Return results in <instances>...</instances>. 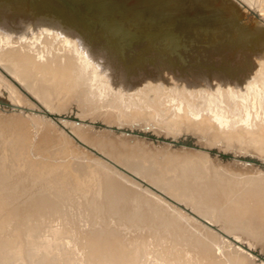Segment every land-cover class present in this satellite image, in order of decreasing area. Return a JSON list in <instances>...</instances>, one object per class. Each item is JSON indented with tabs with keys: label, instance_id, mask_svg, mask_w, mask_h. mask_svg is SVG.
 Segmentation results:
<instances>
[{
	"label": "bare ground",
	"instance_id": "1",
	"mask_svg": "<svg viewBox=\"0 0 264 264\" xmlns=\"http://www.w3.org/2000/svg\"><path fill=\"white\" fill-rule=\"evenodd\" d=\"M1 106L0 264H264V0H0Z\"/></svg>",
	"mask_w": 264,
	"mask_h": 264
},
{
	"label": "rangeland",
	"instance_id": "2",
	"mask_svg": "<svg viewBox=\"0 0 264 264\" xmlns=\"http://www.w3.org/2000/svg\"><path fill=\"white\" fill-rule=\"evenodd\" d=\"M259 14H261L260 11H259ZM10 101H12V100H10ZM10 101H7V103L10 102ZM13 102H16V101H12V102H10L9 104L13 105ZM18 103H20L21 105L19 104V105H20V106H19ZM22 105H24L26 109H25ZM26 105H27V104H23V103H21V102H17V106H16V104L14 103V107H15V108L12 107L13 109L11 108L12 110L10 109V112H12V113H14V114L17 113V115H19V116L21 115V117L23 116L24 118H29L31 115H35V117L31 116L30 118H32V117H33L34 119H41V118H42V116L37 112V110L35 109L34 106L32 107V105H30L31 108H29L30 106H27V107H26ZM16 107H17V108H16ZM20 107H21V108H20ZM1 108H2V106L0 107V114L2 113ZM18 109H19V110H18ZM103 109H105V108H101V110H103ZM17 110H18V111H17ZM29 110H30V111H29ZM34 110H35V111H34ZM24 111H25V113H24ZM33 111H34V112H33ZM18 112H19V113H18ZM30 112H31V113H34V114H31ZM36 112H37V113H36ZM23 113L26 114L25 116H27V117H25ZM27 113H28L29 115H27ZM38 114H39V115H38ZM28 116H29V117H28ZM39 116H40V117H39ZM33 118H32V119H33ZM75 119H77V118H75ZM84 120H85V119H84ZM75 122H76V123H74L75 126H76L77 124H78L79 126H81V127H87V126H89V125H87V124H86V125H87V126H86L84 123L79 122V121H75ZM81 123H82V124H81ZM40 125H41V124H40ZM40 125H39V126H40ZM70 125H71V124H70ZM72 125H73V124H72ZM72 125H71V126H72ZM78 125H77V126H78ZM37 126H38V125H37ZM37 126H36V127H37ZM39 126H38V127H39ZM87 128H88V127H87ZM91 128H92V127H91ZM147 128H148V126H147ZM150 128H151V129H149V131H153V130H154L153 132L156 131V133H157L158 130H159L157 127H155V126H153V125H152V127L150 126ZM152 128H153V129H152ZM30 129H31L32 131H34V130H33V129H34L33 126H31ZM93 129H96V128H93ZM100 129H102V128H100ZM56 130H58V129H56ZM58 131H59V130H58ZM113 132H114V131H113ZM117 133H118V134H117ZM114 134H117V135L120 134V135H121L120 131H115ZM124 135L128 136V134H125L124 132H122V136H124ZM129 138H130V140L133 139L132 136L129 137ZM138 139H140L141 141H143L145 144H147V143L149 142L147 145L152 146V147H154V145H155V146H158V145H159L158 142H156V141L153 142V140H151V139H148V140H147V138H144V137H143V138H142V137H141V138L139 137ZM150 142H151V143H150ZM152 143H154V144H152ZM156 143H157V144H156ZM198 143H199L200 145L202 144V142H199V141H198ZM151 144H152V145H151ZM161 146H162V145H161ZM235 165H236V164H235ZM236 166H238V165H236ZM248 167H251V166H248ZM138 179H139L140 181L143 180L142 182H145L144 179H141L140 177H139ZM151 186H152V185H151ZM152 187H154V186H152ZM154 188H155V187H154ZM156 190H158V189L156 188ZM160 192H161V191H160Z\"/></svg>",
	"mask_w": 264,
	"mask_h": 264
},
{
	"label": "water",
	"instance_id": "3",
	"mask_svg": "<svg viewBox=\"0 0 264 264\" xmlns=\"http://www.w3.org/2000/svg\"><path fill=\"white\" fill-rule=\"evenodd\" d=\"M45 113V115L46 116H52L51 115V113H48V112H44ZM72 120H74V121H77V119H72ZM82 123H85V124H87V125H89L90 127H92L93 126V124L90 122V121H87V120H82L81 121ZM101 128L102 129H104V130H106V131H109V132H111V133H113L114 134V132L113 131H119V130H117L115 127H113V126H110V125H102L101 126ZM64 130H66L65 128H64ZM121 132V131H120ZM123 132V131H122ZM69 133V132H68ZM129 133V132H128ZM70 134V133H69ZM132 134L133 135H136V136H143L142 134H139V133H136V132H132ZM71 135V134H70ZM115 135H117V134H115ZM72 136V135H71ZM119 136V135H118ZM145 138V137H144ZM147 139L148 138H151V140L152 139H154L155 141H164V139H162V138H160V137H157V138H155V137H152V136H149V137H146ZM74 140H76V139H74ZM76 142H78L79 144H80V142L77 140ZM166 142H168V141H166ZM171 145H175V143L173 142V141H171V142H169ZM176 145H180V146H182L180 143H177ZM187 146V145H186ZM191 147V146H190ZM196 149H198V150H200V151H202V152H205V153H212L213 155H216L217 153L215 152V151H212V150H210V149H208V148H206V147H203V146H196L195 147ZM94 153L95 154H97L98 156H101L99 153H97V152H95L94 151ZM228 158H235L236 159V161L235 160H231V163H233V164H236V165H240L243 161L244 162H247V164L248 165H251V164H253V165H256L257 164V162H255V161H252V160H247V161H245L244 159H242V158H238V157H232V156H227ZM237 162V163H236ZM116 167L117 168H119L120 170H122V171H125L122 167H120V166H117L116 165ZM126 172V171H125Z\"/></svg>",
	"mask_w": 264,
	"mask_h": 264
}]
</instances>
